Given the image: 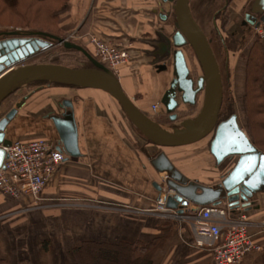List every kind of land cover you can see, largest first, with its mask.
Segmentation results:
<instances>
[{"label":"crops","instance_id":"1","mask_svg":"<svg viewBox=\"0 0 264 264\" xmlns=\"http://www.w3.org/2000/svg\"><path fill=\"white\" fill-rule=\"evenodd\" d=\"M250 1L234 0L233 11L229 10L233 18L243 19L230 32L235 38L256 25L244 14ZM171 12L172 4L161 0H67L54 16L58 37L72 35L69 43L91 56L93 46L88 39L92 35L126 48L129 60L115 75L134 105L157 117L166 114L160 101L173 79L172 68L162 69L173 35ZM256 21L264 31V16ZM238 54L229 55V66L233 67L235 92L244 93L248 51L234 56ZM19 103L5 139L26 142L43 138L58 144L51 118L68 113L77 130L79 157L66 155V162L49 179L36 204L30 198L15 202L0 199V260L7 264L22 259L31 264H72V250L83 241L148 244L168 237L162 264H213L210 253L194 246L189 223L179 229L157 212L158 188L164 175L157 174L149 163V158L157 155V147L145 141L141 148V134L110 96L98 90L46 85L27 92ZM154 105L156 112L151 109ZM237 121L245 132L238 117ZM165 154L187 178L208 186L216 185L229 163L231 168L237 159L230 158L213 168L210 162L206 167L193 168L194 162L181 164V159ZM219 207L229 220L243 219L259 247L239 264H264V191L227 198ZM24 208L29 209L23 212ZM31 211L35 214L23 215ZM159 253L153 257V264H160Z\"/></svg>","mask_w":264,"mask_h":264},{"label":"water","instance_id":"2","mask_svg":"<svg viewBox=\"0 0 264 264\" xmlns=\"http://www.w3.org/2000/svg\"><path fill=\"white\" fill-rule=\"evenodd\" d=\"M172 4L175 18V31L170 38L173 79L160 103L171 122L177 119L175 114L179 104L193 107L197 97L203 100L198 114L192 119L180 123V128L169 132L140 111L122 90L116 75L99 63L83 48L64 42L63 39L40 32H13L0 34V106L5 99L21 85L35 82L91 89L101 91L117 102L129 122L144 139L159 149L177 148L194 145L210 134H214L210 144V153L216 165L227 158H237L232 169L214 186L203 185L190 180L169 160L165 152L160 151L149 158L151 167L157 174L165 175V188L173 192L166 198L165 207L181 214V207L187 203L199 207L219 206L220 202L234 196L249 197L264 191V155L260 153L240 128L237 116L232 115L226 121L218 123L223 101V84L219 65L203 30L193 18L190 0H161ZM251 16H263L264 0H255ZM165 17H163L164 19ZM263 17L261 18V20ZM62 43L66 49L80 52L92 65V68H71L56 64L21 65L23 61L48 49V42ZM189 45L201 68V76L194 82L181 48ZM170 48V47H169ZM168 52V53H169ZM163 70L166 66L162 67ZM18 103L4 116H0V169L6 158L3 148L11 141L5 139V131L17 115ZM65 107L70 104L64 102ZM51 121L58 134L59 149L68 158L79 157L77 130L71 114L52 117ZM160 193L163 187H159Z\"/></svg>","mask_w":264,"mask_h":264},{"label":"trees","instance_id":"3","mask_svg":"<svg viewBox=\"0 0 264 264\" xmlns=\"http://www.w3.org/2000/svg\"><path fill=\"white\" fill-rule=\"evenodd\" d=\"M233 1L234 0H223V9L221 11L217 8L215 0H203L197 7H193L194 3L192 4V0H190L189 4L192 13L195 12L198 17H201L202 15V18L204 19L205 17V20L206 17L209 18L206 21L208 22L207 27L209 32L207 33L206 31H203L209 41L218 65L220 64V61L223 63L226 62L227 76L231 75L229 69V55L237 52L241 47L237 38L232 36V34L226 29L227 25L229 26L230 23L228 11ZM66 2L67 0H0V32L3 31L2 28L5 26H19L26 32H40L49 36L58 37L54 13L62 8ZM171 24L173 26L172 30H174L175 18L173 12H171ZM182 49L186 51L191 60V71L196 74V76L198 75V72L202 74L200 65L191 47L186 45L181 48V50ZM50 52L52 53H49V57H47L49 60L35 61V58L39 57L37 56L28 59L21 65L56 64L78 68L71 64H65V61L68 63L82 61L85 63V66L82 68H92V65L80 52L66 49L63 45ZM32 59H34V61H31ZM245 60L246 67L243 108L246 116L248 138L254 147L264 155V44L258 37L255 38L251 45ZM186 61L188 60L186 59ZM187 67L190 68L189 63ZM31 85L41 86L47 85V83L35 82L28 85V87ZM50 86L67 87L58 84H52ZM15 95L16 92L10 94L0 106V112L3 116L12 110L9 105H13V103L17 101ZM199 101L200 97L198 96L196 105L190 109L192 114L198 109ZM7 103H9V105H7ZM6 105L7 107L3 108V106ZM233 106L234 103L231 95L223 93V101L218 123L226 121L232 115H235ZM143 113L160 125H163L164 122L169 119V115L167 114L154 117L146 112ZM209 136L206 138H209L208 149L210 153V144L213 140L214 134L212 133ZM164 149L168 148H163L161 150ZM229 159L230 158H227L224 162H227ZM230 166L231 163L226 167L227 171H225V175L232 169L233 166L231 168ZM164 241V238L155 239L148 244L83 241L72 250V264H153V254L159 246L164 243ZM0 264H7V262L0 260ZM16 264H31V262L28 259H22Z\"/></svg>","mask_w":264,"mask_h":264},{"label":"built area","instance_id":"4","mask_svg":"<svg viewBox=\"0 0 264 264\" xmlns=\"http://www.w3.org/2000/svg\"><path fill=\"white\" fill-rule=\"evenodd\" d=\"M11 30L2 31L0 34L24 32L20 28ZM256 33L264 39V33L259 28ZM62 39L69 42L72 35ZM88 40L93 46V57L114 74L129 60L126 48L94 35ZM151 109L156 112L157 106L154 105ZM3 149L6 158L0 169V196L14 201L30 198L36 204L49 179L67 160L66 154L58 148L57 143L43 138L26 142L14 141ZM161 181L163 191L156 202L157 212L164 219L189 221L194 235V246L210 253L213 264H239L247 254L259 250L253 243L246 222L243 219L229 220L227 213L219 206L199 207L187 203L181 207V214L167 209L166 198L173 197L174 193L166 190L165 175ZM28 209H23V212Z\"/></svg>","mask_w":264,"mask_h":264},{"label":"rangeland","instance_id":"5","mask_svg":"<svg viewBox=\"0 0 264 264\" xmlns=\"http://www.w3.org/2000/svg\"><path fill=\"white\" fill-rule=\"evenodd\" d=\"M202 1L203 0H192V4L194 3L193 4V7L199 6ZM252 1L253 0H251L250 2H248V7H247L246 12L244 14H246V15L249 14V10L248 9H249V6H250V4H251ZM215 3H216L217 8H219V11H221L223 9V0H215ZM232 4H231V6L229 8L230 12L233 11V9L231 8L232 7ZM230 12L228 11L230 23H229V26L227 25V27H226V29L229 32H231L232 30H234V28L237 27V24H239L243 20V19H241V17L233 18L234 17V14H231ZM192 15H193V18L195 19V21L197 22V24L201 27V29L204 30V31H206L208 33L209 32L208 31V27H207L208 22H206V21L209 18L206 17V20H205V17L204 16H203L204 19L202 18V15H201V17L200 16L198 17L195 12H193ZM205 16H207V15H205ZM231 17L233 18V20H232ZM256 20H257L256 18H253V21L254 22H258ZM170 23H171V14H170ZM245 25H246L247 28H250L248 23L245 24ZM257 25H259V24H257ZM15 28H20L22 31H24L19 26H5L4 28H2V30L5 31V32L6 31L8 32V31H12L11 29H15ZM250 29H248L247 31L241 32L242 37L237 38V40L239 41L241 47L237 51V52H239V54L238 55H234L235 57L240 56V55L242 56L244 53H246L247 51H249L248 49H250V46L253 43V40H255L256 36H254V35H255L256 31L253 30L254 29L253 27L250 28ZM174 31H175V29L172 30L173 33H174ZM60 38L62 39V37H60ZM48 42L51 45L48 49H46V50H44L42 52H39L38 54L32 56L31 58L39 56V57L35 58V61L49 60L47 57H49V53H52L50 51L54 50L55 48H60L62 46V45H58L57 42H55V41H48ZM169 47L170 48H166V52L167 53H165L166 54L165 55L166 57L163 59V62L165 61L164 65L166 67L172 68L171 53H172V51L174 49L171 47V45ZM169 50L171 51V53L169 52ZM182 52H183V54L185 56V60L186 59L188 60V61H186L187 62V65L189 63V66H190V68L188 67V69L190 71V77L193 79V81H195V80H197V78H199L201 76V74L198 72V75L196 76V74H194L191 71V67H192L191 60H190V58L187 55V53H186L185 50L182 49ZM231 55H230V57H231ZM31 58H29V59H31ZM27 60H25V61H27ZM160 60H162V59L160 58ZM241 60H239V62L241 64V67H242V70H243V61H241ZM25 61H23V62H25ZM31 61H34V59H32ZM231 62L233 64V58H232V61ZM65 64H71V65L76 66L78 68H82L83 66H85V63L82 62V61H79V62H70V63H68L67 61H65ZM219 65H220V72H221V77H222L223 93L226 94V95L230 94L231 97L233 98V103H234V106L233 107H234L235 115L238 117L239 122L241 123L242 127L246 130L245 132L248 134L247 124H246V116H245L244 108H243V97H244V93H236L235 92V83H234V85L232 83L233 82V78H232L231 75L230 76H227V72H226L227 71V69H226V62L223 63L222 61H220V64ZM230 67H231V64L229 66V69H232L233 68V67L232 68H230ZM41 86H46V85H41ZM41 86H39V87H41ZM36 87H38V85L37 86L36 85H31L29 87H28V85H26V86L21 85L20 88L17 91H15L16 92L15 97L17 98V101L15 103H13V105H9V103H7V105H9V107L12 108V109L16 108V106L18 105V103L23 100V97L26 95V93L27 92H31ZM199 97H200L199 107H198V109L195 110L194 114L191 113V111H190L191 107L190 106H184L182 104H179V107H178V109L175 112V114L177 116V119L175 121H173V122H171L169 119H167L166 122H164V124L162 125V127L165 130L169 131V132H173V131H175V130H177V129L180 128V123L182 121H184L186 119H192V118H194L198 114V112H199V110L201 108V105H202V100H203L202 94ZM7 105L6 106H3V108H6ZM0 116H3L1 112H0ZM8 135H9V137H13L14 133L13 132H9ZM209 138H210V136H209ZM209 138H206L205 140H203L201 142H198V143H196L194 145H190V146H186V147H181V148H168V149H164V150H161L159 148H155V154H158L160 151H163V152L167 153L173 159L177 158L178 161L181 159L180 160V163L181 164H189V162H194L193 168H195L196 166H197V168H201L199 165H203V164H205V167H206V166H208L207 165V162H210L211 168H213V167L216 166V164H215V161H214L213 157L209 153V149H208V141H209ZM143 139L144 138L141 135L140 145H141V148L142 149H144V147H142V145H143V143H145V140H143ZM199 159H201V160H199ZM0 199H5L7 201L15 202L14 200H12L10 198H7V197L0 196ZM24 207H26V206H24ZM10 213H12V212H8L7 214H10ZM31 213L35 214V211L34 212L31 211V212L23 213V215L30 216ZM1 218L3 219V215H0V219ZM167 222H171V223H173V225H176L178 227L179 226L183 227L182 225L188 223L189 221H183V220H178V219H173L172 218L170 220H167ZM179 229H180V227H179ZM167 240H169L168 237H166L164 243L161 244L159 246V248L153 254V257H154L157 254V252L160 251V253L158 254V261H160V264H162V262H161V259H162V256H163L162 255V253H163L162 249L164 248V245L166 244ZM153 257H152V263H153Z\"/></svg>","mask_w":264,"mask_h":264},{"label":"flooded vegetation","instance_id":"6","mask_svg":"<svg viewBox=\"0 0 264 264\" xmlns=\"http://www.w3.org/2000/svg\"><path fill=\"white\" fill-rule=\"evenodd\" d=\"M255 2V0H253L252 2H251V4H250V6H249V14H248V17L250 16V17H253V18H259V20H261V18L264 16V14H263V16L261 17V16H256V17H254V16H251V14H250V10H251V7H252V5H253V3ZM247 21H249L248 19H246ZM250 22V21H249ZM257 24H259V25H257ZM261 24H260V22L258 21V22H256V25L255 26H253V28H254V31H256V29H261ZM261 31L263 32V30L261 29ZM264 33V32H263ZM256 34V37H258L260 40H264V39H261L259 36H258V34L257 33H255ZM31 58V57H30ZM196 81V80H195ZM194 81V82H195ZM201 95V94H200ZM199 95V96H200ZM181 104V103H180ZM183 105V104H182ZM184 106H187V105H184ZM58 147H59V145H58ZM224 162V161H223ZM223 162L220 164V165H222L223 164ZM220 165H218V166H220Z\"/></svg>","mask_w":264,"mask_h":264},{"label":"bare ground","instance_id":"7","mask_svg":"<svg viewBox=\"0 0 264 264\" xmlns=\"http://www.w3.org/2000/svg\"><path fill=\"white\" fill-rule=\"evenodd\" d=\"M7 139V138H6Z\"/></svg>","mask_w":264,"mask_h":264}]
</instances>
